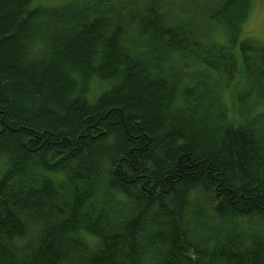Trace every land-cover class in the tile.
Returning <instances> with one entry per match:
<instances>
[{"label": "trees", "instance_id": "16d2710c", "mask_svg": "<svg viewBox=\"0 0 264 264\" xmlns=\"http://www.w3.org/2000/svg\"><path fill=\"white\" fill-rule=\"evenodd\" d=\"M250 3L0 0V264H264Z\"/></svg>", "mask_w": 264, "mask_h": 264}, {"label": "rangeland", "instance_id": "374dc122", "mask_svg": "<svg viewBox=\"0 0 264 264\" xmlns=\"http://www.w3.org/2000/svg\"><path fill=\"white\" fill-rule=\"evenodd\" d=\"M67 0H40L41 3L47 5H57ZM241 34L239 33L238 38L233 44V48L237 50L238 41L242 38H250L253 41L261 42L264 44V0H251L250 9L248 15L243 22ZM214 37L218 40L223 39V33L220 31L213 32ZM237 54V53H236ZM99 89V83L95 82L91 85V91L89 95H93ZM222 100L225 101L228 113L233 116L238 114V109L234 105L236 98H233L231 88H226L223 93H221ZM237 102V101H236ZM264 110V104L260 105Z\"/></svg>", "mask_w": 264, "mask_h": 264}]
</instances>
